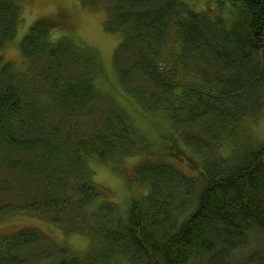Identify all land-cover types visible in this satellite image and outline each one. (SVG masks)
I'll return each mask as SVG.
<instances>
[{
    "label": "trees",
    "instance_id": "16d2710c",
    "mask_svg": "<svg viewBox=\"0 0 264 264\" xmlns=\"http://www.w3.org/2000/svg\"><path fill=\"white\" fill-rule=\"evenodd\" d=\"M82 1L102 4L104 30L120 36L115 81L52 18L17 37L20 0H0V50L16 39L26 61L19 69L0 54V215L46 216L88 234L89 247L24 227L0 237V264H264V141L243 130L264 117V0H218L216 15L185 0ZM132 155L127 177L147 191L118 212L86 161L122 168Z\"/></svg>",
    "mask_w": 264,
    "mask_h": 264
},
{
    "label": "rangeland",
    "instance_id": "374dc122",
    "mask_svg": "<svg viewBox=\"0 0 264 264\" xmlns=\"http://www.w3.org/2000/svg\"><path fill=\"white\" fill-rule=\"evenodd\" d=\"M185 1L196 11L207 12L211 15L221 13L217 5L218 0ZM222 2H226V0H222ZM20 3L22 6L21 24L17 29V37H19L29 22L39 17L52 18L58 22L59 31L63 30L61 32L73 36L78 43L95 49L100 56L107 79L115 81L114 70L111 67V55L114 47L120 40V36L118 33L104 30L103 23L106 18V10L102 4L89 6L82 0H20ZM16 41V39L7 41L0 50V54L3 60L12 64L13 67L24 69L26 61L20 56ZM97 84L100 88L108 87L110 95H113L130 110L131 107L123 101L119 93L114 91L108 83L98 79ZM132 116L134 120H137L136 125L149 138L158 140L157 136L152 134L148 121L143 118L141 119L135 111H132ZM243 130L251 141L262 143L264 141V117H246L243 120ZM244 139V135H239L235 139V142L236 144H242L245 141ZM219 153L223 156H228L230 154L229 147L223 145L219 148ZM139 159V156L132 155L127 160H123V169L116 167L115 164L109 166L93 159L86 161L85 169L87 173L92 177L97 186L107 192L108 199L115 201V207L117 206L118 212L123 211L128 205V200L132 193L140 196V194L147 191V188L134 185L133 182L135 181L133 179L130 181L127 177L128 173L135 169ZM174 162L187 175L197 176V172L185 162L175 160ZM105 198L107 197L104 196L103 199ZM62 222L67 224L65 220ZM24 227H33L40 231L43 238L47 236L53 239L55 244L66 246L77 252L86 251L89 247L90 236L88 234L83 231H66L65 227L54 223L53 220H50L46 216L35 215L22 210H14L0 215V237L10 236Z\"/></svg>",
    "mask_w": 264,
    "mask_h": 264
}]
</instances>
